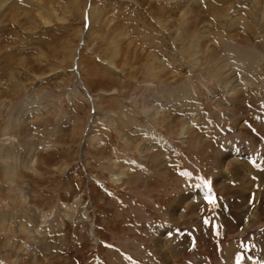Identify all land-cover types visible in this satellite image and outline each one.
Returning <instances> with one entry per match:
<instances>
[{
	"label": "rangeland",
	"instance_id": "obj_1",
	"mask_svg": "<svg viewBox=\"0 0 264 264\" xmlns=\"http://www.w3.org/2000/svg\"><path fill=\"white\" fill-rule=\"evenodd\" d=\"M0 264H264V0H0Z\"/></svg>",
	"mask_w": 264,
	"mask_h": 264
},
{
	"label": "snow or ice",
	"instance_id": "obj_2",
	"mask_svg": "<svg viewBox=\"0 0 264 264\" xmlns=\"http://www.w3.org/2000/svg\"><path fill=\"white\" fill-rule=\"evenodd\" d=\"M205 200L207 201L208 204H211V205L215 206L216 201H215L214 197H212L210 195L209 196H205ZM205 223H208V221L206 220Z\"/></svg>",
	"mask_w": 264,
	"mask_h": 264
},
{
	"label": "bare ground",
	"instance_id": "obj_3",
	"mask_svg": "<svg viewBox=\"0 0 264 264\" xmlns=\"http://www.w3.org/2000/svg\"><path fill=\"white\" fill-rule=\"evenodd\" d=\"M188 129V128H187ZM186 129V130H187ZM188 134V133H187ZM187 199V198H186ZM184 203V202H183ZM258 212V211H257ZM257 212H256V210L255 211H253V212H251V214H253V216H255L256 214H257ZM173 216H174V213H173ZM161 241V240H160ZM161 242H163V241H161ZM159 246V245H158ZM163 246V245H162ZM160 247V246H159ZM162 251H164L163 249H162Z\"/></svg>",
	"mask_w": 264,
	"mask_h": 264
}]
</instances>
